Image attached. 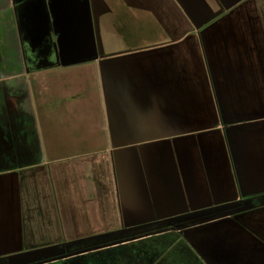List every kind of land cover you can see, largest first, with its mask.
Instances as JSON below:
<instances>
[{
    "label": "crops",
    "instance_id": "crops-1",
    "mask_svg": "<svg viewBox=\"0 0 264 264\" xmlns=\"http://www.w3.org/2000/svg\"><path fill=\"white\" fill-rule=\"evenodd\" d=\"M212 211L264 264V0H0V258Z\"/></svg>",
    "mask_w": 264,
    "mask_h": 264
},
{
    "label": "rangeland",
    "instance_id": "rangeland-1",
    "mask_svg": "<svg viewBox=\"0 0 264 264\" xmlns=\"http://www.w3.org/2000/svg\"><path fill=\"white\" fill-rule=\"evenodd\" d=\"M215 214L216 213L213 211L204 212L198 217L194 216L189 218L176 219L171 222L170 226L160 227L154 230L151 229L147 232H129L122 234L118 233L116 235H111L108 237L103 236L101 238H90L85 243L71 245L69 247L71 252L66 253L64 252V250L59 251L60 249H54L49 250V255H54L52 257L55 258L68 256L70 253L74 252H85L88 249H91L90 254L87 255L85 258H96L101 262V264H202L203 262L201 261V259L196 260V258H186L184 255L181 254V249H173L172 252H167L165 249L166 246L163 247L162 242L156 239L152 241H145L142 243H132L152 236L156 237L160 235L159 232L165 231L166 233H172V235H180L179 237L181 238V240H184V242H186L189 246L188 234L183 233V228L193 226L196 227L204 223L206 224L213 219V216ZM135 237L139 238L128 241V239ZM126 244L128 245V247H124L118 250H109L111 248ZM193 252L197 255L194 250Z\"/></svg>",
    "mask_w": 264,
    "mask_h": 264
},
{
    "label": "flooded vegetation",
    "instance_id": "flooded-vegetation-1",
    "mask_svg": "<svg viewBox=\"0 0 264 264\" xmlns=\"http://www.w3.org/2000/svg\"><path fill=\"white\" fill-rule=\"evenodd\" d=\"M39 61H41V59H39ZM78 244L79 243H64L51 248L48 246L32 250H24L15 254L13 257L0 258V264H101L96 258H85L90 254L91 249L80 253H70L68 256L62 257L53 258L52 256L54 255H49V250L54 249H60L59 251L64 250L66 253L71 252L69 247Z\"/></svg>",
    "mask_w": 264,
    "mask_h": 264
},
{
    "label": "trees",
    "instance_id": "trees-1",
    "mask_svg": "<svg viewBox=\"0 0 264 264\" xmlns=\"http://www.w3.org/2000/svg\"><path fill=\"white\" fill-rule=\"evenodd\" d=\"M173 220L171 221H167L165 224L162 225V227H166V226H170L171 222H173ZM160 235L154 237H149V238H146V239H143V240H139L137 242H134L132 244H136V243H142V242H145V241H152L154 239L162 242V245L163 247L166 246V251L167 252H172L173 249H181V254L184 255L186 258H196V260H199V257L193 252V250L187 245L186 242H184V240H181V238L179 237L180 235L176 234V235H172V233H166L165 231H161L159 232ZM122 234V233H120ZM116 235V234H114ZM108 236H111V235H107L106 237ZM139 237H135V238H131V239H128V241H131L133 239H137ZM118 240H121V239H118ZM183 244V245H182ZM124 247H128V245H120V246H117L115 248H111L109 250H118V249H122ZM192 264H200V263H192ZM203 264V263H202Z\"/></svg>",
    "mask_w": 264,
    "mask_h": 264
},
{
    "label": "water",
    "instance_id": "water-1",
    "mask_svg": "<svg viewBox=\"0 0 264 264\" xmlns=\"http://www.w3.org/2000/svg\"><path fill=\"white\" fill-rule=\"evenodd\" d=\"M221 7L226 10L229 11L235 7H237L238 5H240L241 3H243L246 0H217Z\"/></svg>",
    "mask_w": 264,
    "mask_h": 264
}]
</instances>
